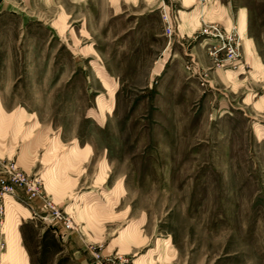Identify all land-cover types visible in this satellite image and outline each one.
<instances>
[{"label":"rangeland","instance_id":"1","mask_svg":"<svg viewBox=\"0 0 264 264\" xmlns=\"http://www.w3.org/2000/svg\"><path fill=\"white\" fill-rule=\"evenodd\" d=\"M199 1L244 9L242 67L213 74L203 24L167 36L176 0H0V157L72 217L64 239L90 228L89 264H264V0ZM40 229L61 240L30 213L18 227Z\"/></svg>","mask_w":264,"mask_h":264},{"label":"crops","instance_id":"2","mask_svg":"<svg viewBox=\"0 0 264 264\" xmlns=\"http://www.w3.org/2000/svg\"><path fill=\"white\" fill-rule=\"evenodd\" d=\"M33 1V0H32ZM178 6L181 9H177V6L173 7L162 2L161 17L166 14L171 20V24L174 30L176 27L175 35L176 41L179 42L183 39H190L198 30L197 24L201 26L202 24H218L225 28L230 25H236L241 28L242 36L246 33L247 20L245 15L241 12L243 8L238 9L235 14L232 13L231 8L224 6L222 4L208 5L207 9H199L196 7L199 0H176ZM175 9V10H174ZM185 9V10H184ZM206 19V20H205ZM211 19V20H207ZM194 27V28H193ZM244 37V36H243ZM206 41L207 39H203ZM210 42V40H207ZM201 45V43L199 44ZM245 52L250 54L251 52V42L250 39L244 37L242 53ZM194 60V59H193ZM192 67L193 73H199L201 76L203 73L207 74V84L203 86L212 87L210 80V73L203 68H199L197 63ZM257 68L256 72L260 73L263 65H260L258 61L254 63ZM262 66V67H261ZM213 68V66H212ZM214 69L213 74L217 75V70ZM7 122L4 115L0 116V123ZM16 125H20L21 121L17 117L12 119ZM20 153V151H19ZM18 153V154H19ZM26 155L22 154L23 158ZM0 160H11L8 157H0ZM17 163V160H16ZM15 163V164H16ZM17 166V165H16ZM41 179V178H40ZM11 204V205H8ZM8 209L7 217L2 225V232L6 236L7 244L6 251L0 258V264H89L91 257L88 254V245L91 242L88 240L85 233H90V228L88 226H80L79 233H69L66 238L58 239L54 237V242L52 247L46 248L42 238L44 239L45 230L40 229L39 232V242H35L31 236L28 235L27 231H24V235L19 233L18 227L21 224L22 219L29 216L27 209H24L22 205L13 204L9 201L6 204ZM6 214V213H5ZM124 237L130 241L142 243L144 241L143 237L139 235L138 226L130 225L124 230ZM136 264H145V259L139 258L135 260Z\"/></svg>","mask_w":264,"mask_h":264},{"label":"built area","instance_id":"3","mask_svg":"<svg viewBox=\"0 0 264 264\" xmlns=\"http://www.w3.org/2000/svg\"><path fill=\"white\" fill-rule=\"evenodd\" d=\"M162 20L167 36L171 37L173 35L171 20L166 14L162 15ZM199 37L211 41L208 55L212 60L213 68L237 70L243 66L241 38L235 26L231 30H226L218 24H203L195 38ZM193 64L187 65L186 70L192 71ZM199 79L201 87L207 84L206 73H203ZM37 181L29 180L18 171L14 162L0 160V224L6 213L7 200H17L30 214L46 223L63 239L62 236L67 232L76 230L73 219L40 193ZM111 263L95 259L91 264Z\"/></svg>","mask_w":264,"mask_h":264},{"label":"bare ground","instance_id":"4","mask_svg":"<svg viewBox=\"0 0 264 264\" xmlns=\"http://www.w3.org/2000/svg\"><path fill=\"white\" fill-rule=\"evenodd\" d=\"M242 39V38H241ZM10 200H12V199H10ZM12 201H14V200H12ZM8 202V201H7ZM7 204V203H6Z\"/></svg>","mask_w":264,"mask_h":264}]
</instances>
